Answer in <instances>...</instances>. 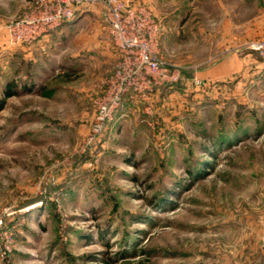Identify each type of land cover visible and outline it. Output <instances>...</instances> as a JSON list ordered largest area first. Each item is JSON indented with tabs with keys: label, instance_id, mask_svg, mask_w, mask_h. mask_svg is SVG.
I'll return each mask as SVG.
<instances>
[{
	"label": "rangeland",
	"instance_id": "obj_1",
	"mask_svg": "<svg viewBox=\"0 0 264 264\" xmlns=\"http://www.w3.org/2000/svg\"><path fill=\"white\" fill-rule=\"evenodd\" d=\"M0 0V264H262L264 0H136L175 83L90 124L118 56L101 1L28 45ZM9 93H5V89Z\"/></svg>",
	"mask_w": 264,
	"mask_h": 264
},
{
	"label": "built area",
	"instance_id": "obj_2",
	"mask_svg": "<svg viewBox=\"0 0 264 264\" xmlns=\"http://www.w3.org/2000/svg\"><path fill=\"white\" fill-rule=\"evenodd\" d=\"M97 1L102 3L118 61L97 102L89 129L90 141L106 128L125 95H144L179 78V67L164 63L158 55L159 25L151 10L126 0H38L31 12L7 26L9 45H28L71 20L80 8ZM247 49L264 55V38L250 41Z\"/></svg>",
	"mask_w": 264,
	"mask_h": 264
},
{
	"label": "crops",
	"instance_id": "obj_3",
	"mask_svg": "<svg viewBox=\"0 0 264 264\" xmlns=\"http://www.w3.org/2000/svg\"><path fill=\"white\" fill-rule=\"evenodd\" d=\"M129 4H131V5H135V4H139V2H137L136 0H126ZM110 38V37H109ZM262 38H264V37H262ZM111 40V39H110ZM111 44L113 45V43H112V41H111ZM113 48L115 49V54H116V56H118V53H117V51H116V48L114 47V45H113Z\"/></svg>",
	"mask_w": 264,
	"mask_h": 264
},
{
	"label": "trees",
	"instance_id": "obj_4",
	"mask_svg": "<svg viewBox=\"0 0 264 264\" xmlns=\"http://www.w3.org/2000/svg\"><path fill=\"white\" fill-rule=\"evenodd\" d=\"M5 93L8 94L9 93V89L6 88L5 89Z\"/></svg>",
	"mask_w": 264,
	"mask_h": 264
}]
</instances>
